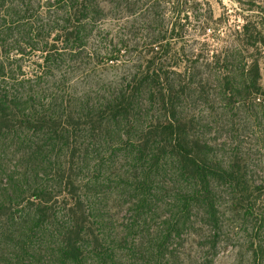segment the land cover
Listing matches in <instances>:
<instances>
[{
    "label": "trees",
    "instance_id": "16d2710c",
    "mask_svg": "<svg viewBox=\"0 0 264 264\" xmlns=\"http://www.w3.org/2000/svg\"><path fill=\"white\" fill-rule=\"evenodd\" d=\"M189 2L0 0V264H214L219 185L226 209L264 208L263 187L213 155L189 109L202 69L222 64L245 98L261 92L259 66L240 86ZM243 31L245 48L264 46Z\"/></svg>",
    "mask_w": 264,
    "mask_h": 264
},
{
    "label": "rangeland",
    "instance_id": "374dc122",
    "mask_svg": "<svg viewBox=\"0 0 264 264\" xmlns=\"http://www.w3.org/2000/svg\"><path fill=\"white\" fill-rule=\"evenodd\" d=\"M189 3L199 6L188 9L191 20L198 14L202 21L205 17L211 18L206 20L205 35L198 37L199 40L212 49L218 48L222 59L242 67L241 72L234 75L240 86L252 79L247 72L254 65L259 66L257 83L261 92L246 94L245 98L230 95L226 90L224 75L228 72L222 64L214 66L213 70L202 69L201 77L208 79L203 89L204 98L192 100L189 109L199 120L198 137L210 147L213 155L224 163L239 162L252 188L263 187L264 198V46L247 49L243 43L245 25L252 28V32L256 29L262 36L264 34V0H190ZM198 34V30L192 31L193 37L197 38ZM217 192L225 215L216 239L214 264H253L252 242L259 236L264 241V208L256 209L251 216L244 215L241 210L231 211V208L226 209L232 198L231 190L219 185ZM205 230L209 235L207 225ZM203 242L206 247L213 245L211 240ZM177 248L182 250L181 245Z\"/></svg>",
    "mask_w": 264,
    "mask_h": 264
}]
</instances>
